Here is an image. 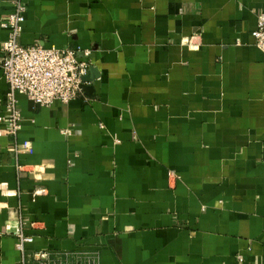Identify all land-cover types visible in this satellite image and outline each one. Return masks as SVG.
I'll return each instance as SVG.
<instances>
[{
    "label": "crops",
    "instance_id": "obj_1",
    "mask_svg": "<svg viewBox=\"0 0 264 264\" xmlns=\"http://www.w3.org/2000/svg\"><path fill=\"white\" fill-rule=\"evenodd\" d=\"M23 1L20 42L78 48L89 87L18 94L9 135L0 65V264L20 224L26 264H264V0Z\"/></svg>",
    "mask_w": 264,
    "mask_h": 264
},
{
    "label": "built area",
    "instance_id": "obj_2",
    "mask_svg": "<svg viewBox=\"0 0 264 264\" xmlns=\"http://www.w3.org/2000/svg\"><path fill=\"white\" fill-rule=\"evenodd\" d=\"M13 10L1 26L7 29V38L2 44L3 56L0 65L9 85L6 94V116L3 132L16 135L21 129L22 117L18 107V94L27 96L40 106H49L55 101L69 103L83 93L84 77L90 64L78 58L79 49L45 47L40 44L23 45L20 37L25 22L27 6L23 0H15ZM258 47L264 51V11L258 15L256 29L252 32ZM2 132V131H0ZM28 143H16L18 153L26 151ZM44 193V189L40 191ZM9 228V226H8ZM16 248L21 253L18 264H26V244L34 237L25 233L22 224L14 230ZM242 259L241 257H239ZM37 264H67L64 260L51 257L48 252L33 254ZM64 259V258H63ZM89 264H98L97 257L90 258Z\"/></svg>",
    "mask_w": 264,
    "mask_h": 264
},
{
    "label": "water",
    "instance_id": "obj_3",
    "mask_svg": "<svg viewBox=\"0 0 264 264\" xmlns=\"http://www.w3.org/2000/svg\"><path fill=\"white\" fill-rule=\"evenodd\" d=\"M84 82L88 81V79L86 77H84L83 79ZM83 89H87L89 86H87L85 83H83Z\"/></svg>",
    "mask_w": 264,
    "mask_h": 264
}]
</instances>
